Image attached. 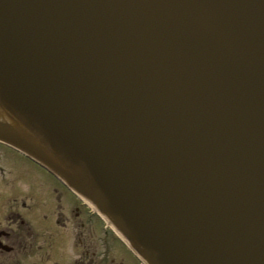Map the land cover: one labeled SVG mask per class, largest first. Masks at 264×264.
Instances as JSON below:
<instances>
[{
	"label": "water",
	"instance_id": "water-1",
	"mask_svg": "<svg viewBox=\"0 0 264 264\" xmlns=\"http://www.w3.org/2000/svg\"><path fill=\"white\" fill-rule=\"evenodd\" d=\"M0 141L148 264H264V0H0Z\"/></svg>",
	"mask_w": 264,
	"mask_h": 264
},
{
	"label": "flooded vegetation",
	"instance_id": "flooded-vegetation-1",
	"mask_svg": "<svg viewBox=\"0 0 264 264\" xmlns=\"http://www.w3.org/2000/svg\"><path fill=\"white\" fill-rule=\"evenodd\" d=\"M10 152L22 157L29 166H13L19 161L15 155L6 158L12 167L1 163ZM37 171L43 177L41 181ZM21 179L24 180L22 187ZM54 201L61 208L60 217L72 216V230L54 232L50 229L53 222L47 211L55 205ZM40 215L43 219H39ZM63 223L65 226L66 221ZM55 224L60 225L61 218H57ZM93 224L98 227V234L91 239L84 227ZM138 263L136 256L105 228L98 215L55 175L0 142V264Z\"/></svg>",
	"mask_w": 264,
	"mask_h": 264
},
{
	"label": "rangeland",
	"instance_id": "rangeland-1",
	"mask_svg": "<svg viewBox=\"0 0 264 264\" xmlns=\"http://www.w3.org/2000/svg\"><path fill=\"white\" fill-rule=\"evenodd\" d=\"M3 148L1 147V150L2 151H6ZM11 155H12L11 152H10V154H7V157H5V159L1 160V163L6 164V165L12 167L11 165H13V164H10L9 162L6 161V158L8 159L9 156H11ZM13 155H15V154H13ZM15 159H17L19 161L16 162V163H14L15 165H13V166H17V165H20V166H29V164L22 157H18V156L15 155ZM39 172L40 171H37V173H38L37 174V177L41 181L43 177H42L41 173H39ZM23 179H24V177H23ZM23 179L20 180L21 181V187H22V184L24 183V180H27V179H24V180ZM43 182H45V181H43ZM37 199H39L38 196H37ZM56 202L54 201L53 204H55V205L52 206V209L50 211H47V214H49V216L51 217L52 222H53V225H52V227L50 229L52 231H54V232H62V231H66V230H72L73 229V227H72L73 225L70 222L72 216L71 215H68V214H65L64 217H60L59 215H60V213H62L61 212V208L58 205V202L57 203ZM65 206H66V203H65ZM65 210H66V207H65ZM57 218H59V219L61 218V224L60 225L55 224V220ZM39 219H43V217L40 215ZM64 221H66L65 226H64V223H63ZM84 231H86V233H89L88 235L90 236L91 239H93L98 234V227L95 224H93V225H86L84 227ZM91 241H93V240H91ZM138 264H140V262Z\"/></svg>",
	"mask_w": 264,
	"mask_h": 264
}]
</instances>
